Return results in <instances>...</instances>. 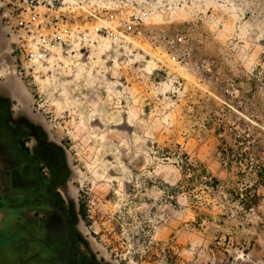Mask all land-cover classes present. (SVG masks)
<instances>
[{"label": "rangeland", "instance_id": "1", "mask_svg": "<svg viewBox=\"0 0 264 264\" xmlns=\"http://www.w3.org/2000/svg\"><path fill=\"white\" fill-rule=\"evenodd\" d=\"M63 1L88 49L30 63L2 17L25 0H0V108L60 152L79 246L95 264H264V0ZM120 2L143 34L97 36Z\"/></svg>", "mask_w": 264, "mask_h": 264}, {"label": "flooded vegetation", "instance_id": "2", "mask_svg": "<svg viewBox=\"0 0 264 264\" xmlns=\"http://www.w3.org/2000/svg\"><path fill=\"white\" fill-rule=\"evenodd\" d=\"M0 108V264H95L80 247L60 152Z\"/></svg>", "mask_w": 264, "mask_h": 264}, {"label": "built area", "instance_id": "3", "mask_svg": "<svg viewBox=\"0 0 264 264\" xmlns=\"http://www.w3.org/2000/svg\"><path fill=\"white\" fill-rule=\"evenodd\" d=\"M63 0H25L21 9L14 13L3 11L2 17L7 21L6 29H16L25 32L27 39L24 47H28L27 59L30 63H41L47 61L56 50L67 53H83L88 49L91 41L90 35L81 31L78 24H69L68 16L63 11ZM2 5L0 10L2 11ZM119 25L110 30L106 28L96 29L97 36L105 37L111 41H119L131 35L143 34L144 17L129 2H120L117 5ZM178 44H182L184 37L177 35ZM172 40L171 43H175ZM185 55V54H184ZM187 56V55H186Z\"/></svg>", "mask_w": 264, "mask_h": 264}, {"label": "trees", "instance_id": "4", "mask_svg": "<svg viewBox=\"0 0 264 264\" xmlns=\"http://www.w3.org/2000/svg\"><path fill=\"white\" fill-rule=\"evenodd\" d=\"M187 168H192L189 164V161L187 160L186 162V169ZM203 174L205 175L206 178H208V184L209 186L213 187L216 189L219 186V180L215 177H213L210 173H208L207 170H204Z\"/></svg>", "mask_w": 264, "mask_h": 264}, {"label": "water", "instance_id": "5", "mask_svg": "<svg viewBox=\"0 0 264 264\" xmlns=\"http://www.w3.org/2000/svg\"><path fill=\"white\" fill-rule=\"evenodd\" d=\"M0 194H1V192H0Z\"/></svg>", "mask_w": 264, "mask_h": 264}]
</instances>
